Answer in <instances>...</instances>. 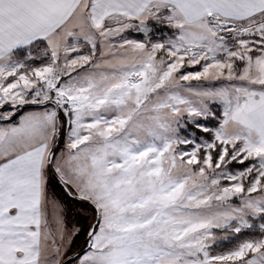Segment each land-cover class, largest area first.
Here are the masks:
<instances>
[{"label": "snow or ice", "instance_id": "1", "mask_svg": "<svg viewBox=\"0 0 264 264\" xmlns=\"http://www.w3.org/2000/svg\"><path fill=\"white\" fill-rule=\"evenodd\" d=\"M0 264H264V0H0Z\"/></svg>", "mask_w": 264, "mask_h": 264}]
</instances>
